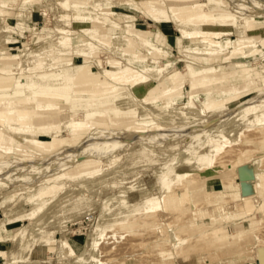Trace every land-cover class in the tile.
<instances>
[{
  "label": "rangeland",
  "instance_id": "obj_1",
  "mask_svg": "<svg viewBox=\"0 0 264 264\" xmlns=\"http://www.w3.org/2000/svg\"><path fill=\"white\" fill-rule=\"evenodd\" d=\"M59 7L90 16H64ZM187 17L212 22L195 24ZM128 19L141 36L158 29L173 38L155 45L146 38L145 51L126 40L118 46L112 38ZM0 21V29L5 24L11 31V41L0 42V250L6 252L0 264L264 263L258 257V248L264 254V229L257 227L264 221L261 179L251 181L260 209L253 217L234 218L239 199L231 194L240 184V167L258 166L264 176V0H0ZM247 36L251 42L237 39ZM238 45L251 47H233ZM84 66L104 70L105 79L70 84L69 92L26 86L72 77ZM174 71L186 80L183 88H198L179 99L187 106L158 96L172 89L163 85ZM16 107L29 114L10 113ZM160 129L173 130L171 139ZM229 144L234 152L223 160L235 159L237 167L199 171L204 180L168 173L180 164L193 167L192 151ZM237 150L250 154L240 159ZM136 153L138 162L123 163ZM98 176L105 178L97 184ZM172 180L188 185L186 200L171 193L172 200L164 201L155 191L156 201L140 200L150 188L169 190L165 183ZM75 200L92 207L76 212L69 204ZM27 211L33 212L28 219ZM55 214L73 222L66 230L79 258L53 252L50 238H60L50 219ZM35 226L40 232L31 230ZM216 228L225 234H212ZM35 246L47 249L40 260L33 259Z\"/></svg>",
  "mask_w": 264,
  "mask_h": 264
},
{
  "label": "bare ground",
  "instance_id": "obj_2",
  "mask_svg": "<svg viewBox=\"0 0 264 264\" xmlns=\"http://www.w3.org/2000/svg\"><path fill=\"white\" fill-rule=\"evenodd\" d=\"M27 1H29V0H27ZM210 9H212V8L210 7ZM172 17L175 18V21L176 22L178 21V19L176 18L177 17L176 15L172 14ZM186 21H188L190 23H195V24L196 23L203 24V23H211L212 22L210 20H198L197 17H187ZM190 39H192V38H190ZM185 42H188V41H185ZM80 68H82V67H80ZM80 68H78L75 71V74L72 77H69V78L67 77V78L52 80L51 83H48L47 85H43V86L42 85H38V84H28V83H26V86L27 87H30V88H36L37 90L57 91V92H69L70 91V84L76 85V86H89L91 83L99 82V81L105 79V77L102 76L103 75V72H105L104 70L97 71L92 66H84V70L82 72L76 74V72ZM188 75H189L190 78H194L193 77V74L190 71H189ZM1 80H2V77L0 76V81ZM136 87L137 86H135L134 83L131 84V89L132 90L134 88H136ZM3 100H4L3 98L0 99V124H2V123L5 124V121L3 120V118L5 117L4 110H3L4 103H2ZM10 113H16V114H20L21 116H26L27 114H29V110L22 109L21 107H16V109L14 111L10 112ZM85 119L88 120L89 117H87ZM7 125H10V123H7ZM34 125L35 126H38L39 123L38 122H35ZM26 126H28V125H26ZM261 126H264V124L261 125ZM251 128H252V126H251ZM161 131H162V129H160V133H161V135L163 137H165L166 139H171L170 136L173 133V130L169 129L168 131H162V132ZM203 145H205V144H203ZM229 146H233V145L229 144L227 146H223L222 148H216L217 150H215V148H210L209 147L210 149H208L206 151H203V152L192 151V152L189 153V158L193 162V167H190L189 165H185V164H180L177 167H175L172 171H168V173L175 174L176 176L182 175L186 179H188L187 176H190V175L195 174V175H197V179L198 180H204L203 177H200L198 175V172L199 171H203V170H206V169H209V168H214L215 165L219 166L222 169L230 168L232 166H236L237 167V165H236L237 163H236V161H234L235 159L233 161H228V162H226V161L223 160L227 155H231L234 152L233 151L231 153V150L229 149L230 148ZM227 147H229V148L227 149ZM148 152L149 153H152V151H150V150H148L147 153ZM237 152H239L240 159H242L243 157L245 159L246 156H249V154H250V151H248V150H240V151L237 150ZM147 153L146 152L143 153V157H142V160L143 161H146L148 159V156H147L148 154ZM198 158L199 159L200 158H203L202 161L205 160V162H201V159L199 161ZM138 160H139V155H138V153H136V154H134L132 156H129L127 158V160L123 161V163L124 162H132V163H135V162H138ZM123 163H121L119 166H122ZM183 166L189 167L190 170H188V171H182L181 169L183 168ZM116 170H118V169L115 168V170H113V171H116ZM261 173H262V169L260 167H258V166H255L254 169H248V168H244V167H240L239 168L237 175H238L240 184H239V186L237 188V191L231 193L232 196H234L235 198H238L239 199V202H238V205H237L239 210H238L237 216L234 217L235 219L239 220L240 218L246 217V216L250 215L252 213V211H254V213H259L260 209L257 208V207H255V200L252 197L253 196V193L255 191V187L253 186V184L251 183V181L252 180L253 181H256L257 180L258 181L260 179ZM86 175H87L86 171H84L81 174V176H83V177L86 176ZM104 178L105 177H103V176H98L94 181H95V183L98 184V183H100V181L102 182V180ZM191 181H192V184H195L196 179L195 178L194 179L192 178ZM172 182L173 183H169V184L165 183V185L169 186V190H167V191H157L154 188H150L149 189V192H151V195L148 193L147 195H144L140 200H142V201H145L146 200V201H149V202L156 201L157 200L156 199L157 197H156V195H153L152 194L153 191L158 192L159 195H160L158 198L159 199H162L164 201H167V199L169 198V195H171V193L174 194V195L176 194V196H175L176 198L174 197V195H172L174 197V199H177L180 196H183L184 199L186 200L187 195L189 193L188 189L186 188L188 185L186 183H184V182H176L174 180H172ZM174 185H175V188L172 189V187ZM180 189H183V191L181 193L178 191ZM139 190L141 192L143 191V189H139ZM116 198H114V201H115ZM169 199H171V198H169ZM69 204H70V208H72L76 212H78V211H86L87 209H89V207H92L91 206L92 205L91 202L88 201V200H81L80 202H76V200H75V201H71ZM190 206L192 208H195V205H190ZM235 207L236 206H234V205H231L230 206L231 209H235ZM171 210H173V209H171ZM189 210H190V208H189ZM32 213H33L32 211H27V212H25L23 214V216L25 215L27 217V219H28ZM80 213L82 214V212H80ZM56 216H58L59 218L56 217ZM87 216H89V215H87ZM53 218H55L54 219L55 226H56L55 234L56 235H60V238H56V237L53 238L52 236L50 238L51 240H54V243H55L53 252L58 257L64 258V259H66V258L67 259L68 258H71V259H74V258L77 259V258H79L80 257V255H79V252L80 251L77 252L76 251V246L74 245V243H72L69 240V237L71 236L70 235L71 234V231H67L66 230V225H68L70 223H73V222H69V220H68L65 223V221H63V216L62 215H59V214L58 215L55 214L53 217H50V219H53ZM176 219L178 220L179 218H176ZM80 220H82V219L80 218L78 221H80ZM6 221H8V219H6L5 222ZM174 221H175V219H174ZM263 223H264V221H263ZM263 223H261L260 225L257 226L260 230L261 229H264L262 227V226H264ZM40 229L41 228L39 226H35V227H32L31 228V230H36V233L40 232ZM90 230L86 231L85 234H88L87 232H89ZM91 232H92V234L94 236L96 235L95 229L92 230ZM212 234H215V235L222 234L223 235L225 233L223 232V229L216 228V229H214L212 231ZM207 235L208 234L205 233L204 235L201 236V238L204 237V236H207ZM81 250H86L87 251L88 248L86 246H84ZM258 252H259L258 254H260L258 257H260V260H261V258L264 257V254H263V252H261V249H259V248H258ZM5 253L6 252L4 250H0V261L3 260V259H5V257H4V254ZM26 259H28L27 256L24 257V260H26ZM49 260H52V259H49ZM260 264H262V261H261Z\"/></svg>",
  "mask_w": 264,
  "mask_h": 264
},
{
  "label": "crops",
  "instance_id": "obj_3",
  "mask_svg": "<svg viewBox=\"0 0 264 264\" xmlns=\"http://www.w3.org/2000/svg\"><path fill=\"white\" fill-rule=\"evenodd\" d=\"M59 9L63 13L64 16L65 15H68V17L70 16L71 18L76 17V15H89V14H82V13H79V14L77 13L75 15V14H72L70 12L64 11L60 7H59ZM22 15L24 17L25 16H29V13L23 12ZM128 22H130L129 19L128 20H124V25H123L124 27H122L121 29H119L120 31H119V34L117 36H115V37L112 38V39H114V42L116 44H117V42L122 43V44H118V46L119 45L122 46L123 45V42H125L124 40H126V43L127 42L133 43V44L136 45L137 48H140L142 51H145V49L147 48V46L144 44L145 43L144 42V39H146V38H149L150 41H152V43L154 45L157 44L158 43L157 41H159L161 38H162L160 40L161 42L163 41V39L166 40V39L173 38L171 35L163 36L158 29H156L153 33H151V34H154V35H146L144 33L143 34L144 36H141L142 35L141 33H143V32L142 31H139L137 29H131L129 26H127L128 25ZM1 23L2 22L0 21V24ZM3 25H5V24H2V28L0 29V42H2V41H11V39H9V35L11 34V31H10V29L3 28ZM68 25H69V21H68ZM123 34L128 35V36H126L127 39H123V37H124ZM130 34L131 35L137 34V36L130 37L131 36ZM237 39L238 40L250 41L251 42V39L248 38V36L247 37H243V38H237ZM228 42L232 45V42L233 41H228ZM228 42L225 41V43L227 44V46H229ZM233 47L236 48V49L241 50V49L250 48L251 46H248V45H246V46L238 45V46H233ZM147 50H150V49L148 48ZM165 71L166 70L162 67V70L160 71L161 76L165 73ZM160 77L157 78V80H159ZM157 80L150 81L149 83L147 82L150 85L151 89H152L153 83L155 81H157ZM165 81H166V84L163 85L164 90L167 88L166 86H169L172 89L168 93L160 92L158 96H160V94H167V95H169L170 104H173L175 107L187 106L188 105L187 100L186 101H179V99L182 98V97H185L186 99H188V95L190 94L191 91L198 90V88H192V87L189 90H188V88H183L184 83H187V82H186V80H182L181 79V76L179 75V73L177 71L168 73ZM148 84H145L144 82H140V85H143V87L147 86ZM150 87L147 88V89L150 90ZM154 96H156V95H154ZM260 179H261L260 180L261 186L258 187V192H259L260 188L264 186V176L262 178H260ZM227 190H229V189L227 188ZM230 190H233V189L231 188ZM259 194H260V192H259ZM4 210H6V209H4ZM254 215H248L246 217H243V219H247L250 216L253 217ZM258 215L261 218L260 214H258ZM249 227H252V226H248V228ZM0 233H1V236H2V230L0 231ZM46 250L47 249H42L41 246H35L34 249H33V257H34L33 259L40 260L41 258L38 257V254L40 252H43V251L47 254Z\"/></svg>",
  "mask_w": 264,
  "mask_h": 264
}]
</instances>
